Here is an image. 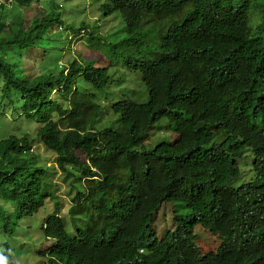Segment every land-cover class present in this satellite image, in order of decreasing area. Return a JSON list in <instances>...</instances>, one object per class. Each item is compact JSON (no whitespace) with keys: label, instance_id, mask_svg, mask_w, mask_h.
<instances>
[{"label":"trees","instance_id":"16d2710c","mask_svg":"<svg viewBox=\"0 0 264 264\" xmlns=\"http://www.w3.org/2000/svg\"><path fill=\"white\" fill-rule=\"evenodd\" d=\"M8 2L46 9L50 0L0 3V104L27 87L51 94L39 76L26 87L14 81L15 43L47 40L50 23L36 16L26 25ZM99 3L127 24L125 64L140 73L148 100L114 103L109 127L70 140L61 138L53 103L43 118L21 110L16 120L36 122L37 139L55 154L63 189L39 166L27 134L0 140V264L23 256L20 239L33 219L48 242L36 251L44 264H264V0ZM9 16L14 22L6 23ZM83 79L97 92L109 81L106 74ZM162 129L175 141L144 150ZM247 153L252 178L235 186ZM46 201L56 209L41 219ZM164 203L172 204L161 214ZM197 228L220 239L214 253L194 245Z\"/></svg>","mask_w":264,"mask_h":264},{"label":"clouds","instance_id":"9594fccd","mask_svg":"<svg viewBox=\"0 0 264 264\" xmlns=\"http://www.w3.org/2000/svg\"><path fill=\"white\" fill-rule=\"evenodd\" d=\"M63 1H66L67 5L68 3L71 2V0H63ZM63 1L50 0V2H48L49 6L46 7V9L44 8V5L42 3L40 4L37 3L38 6H41L44 9L42 13H38L37 22L42 25H44L45 22L50 23V29L47 40L41 41L39 39H34V37H28L25 41L15 43L14 45L15 51L17 53L16 64L19 71L17 77L14 79L15 84H18L20 86L24 85V87H26L29 84V82H31L32 80L36 79L39 76L41 78V81L44 82L46 86L51 90V94L44 90L42 92H37L31 87H27L26 90L23 92V94H12L10 101H8V99H5V102L0 104V108L4 109L3 111H0V114L8 115L4 111L9 109L11 120H16L17 118H20L21 110L26 108L30 110L33 119L43 118L44 116L47 115V113L51 108V103H53L55 106V112L61 122V133H60L61 138L65 140H70V139H75L76 135H79L80 137L85 136L90 132L91 128L94 127L95 129V127L97 128L100 124L104 126L108 125L110 121L116 117L112 115L113 112L111 109V106L116 102L122 100H129L134 103L147 102L148 90L144 82L141 80L140 73L135 70L133 71L130 70L128 66L125 64L130 53L128 54L127 57H124L123 54H121L120 56L122 58L120 62L117 63L107 62L106 57L101 55V52L98 48L99 45L89 43L88 41V38L92 39L95 36L100 35L101 32H98L95 26L89 25L84 21L80 22L78 27H75L72 23H68L67 21L71 17L69 14L70 11L69 10H68L69 12L67 11L66 5L63 4ZM88 1H90V4L97 6V9L101 14L100 19H102L103 21L104 20L107 21L110 19L116 20L119 28V35L116 36L117 41L120 44H124L128 42L130 45L129 41H122L126 37V32L128 30V27L127 24L123 22L119 13L115 12L109 15H104L99 9L100 0L97 1L88 0ZM4 2L5 0H0V3H4ZM61 9L65 11V14L62 13ZM84 9L85 8H83L81 12L84 11ZM205 12L207 13V10H205ZM74 15L75 13L73 14V16ZM205 22L209 23L208 20ZM39 29L43 30L44 27H40ZM178 29H180V34H184L185 26H180L178 27ZM76 39H78L79 42L84 45V47L97 53L100 56H103L107 64H121L122 66L126 67L129 71L136 72L138 74L139 81L144 87V91L146 92V99L144 101H140L144 98V93H145L140 88L134 92L135 99L121 98L117 101H112L110 103L102 102L100 108V105L97 103L98 94L104 92V90L108 86L114 85L115 83H117V81L108 74L110 65L107 64H105L104 66H95L92 60H87L84 57L76 58L75 56H73L70 60H66L64 63H62V59L65 55V52L69 51L68 41L72 40L73 43ZM31 55H35L34 58L38 60L34 70L29 65L26 67L22 66V61L30 60ZM47 73L48 75L45 78L43 75ZM83 74L91 75L94 77H100L103 74H106L109 78V81L106 87L102 91L97 92L94 91L91 88V86H89L84 82ZM263 82H264V78H263ZM87 92L91 94H95V98L94 99L88 98L86 96ZM162 120L167 121L165 118H162L161 121ZM32 123L37 125L36 128V132H37L39 125L34 121ZM160 125L164 126L161 124V122ZM163 130L165 129H162L157 132H162ZM36 132H35V138L36 140H38L36 137ZM154 132L150 133L148 139L144 142V146L148 145V141L151 139ZM174 139H175V135L171 136L167 141H173ZM38 141L43 145V143L40 140ZM39 166L42 169L47 170L44 166H42L40 161H39ZM243 173L244 172H242V175L240 174L239 178L237 179V180L242 179L241 184L250 181V180L248 181L243 180ZM46 203L47 201L45 202V205ZM60 206H63V204H61ZM53 211H54V207L52 205L51 212H47V210H45L46 213L41 211L40 212L41 215L38 214V216L39 218L43 219L46 217V215L51 214ZM195 231L196 229L194 230V233L196 235ZM205 231L215 238L216 245L212 251H207L202 253H206V254L214 253L220 245V239L217 236L212 235L209 231L207 230ZM217 240L219 241L218 246H217ZM194 245L196 246L195 243Z\"/></svg>","mask_w":264,"mask_h":264},{"label":"rangeland","instance_id":"374dc122","mask_svg":"<svg viewBox=\"0 0 264 264\" xmlns=\"http://www.w3.org/2000/svg\"><path fill=\"white\" fill-rule=\"evenodd\" d=\"M63 1V0H62ZM63 4L66 5L67 11L70 14V18L67 21L68 23H72L75 27H78L80 22L84 21L85 23L89 25L95 26L96 30L98 32H101L100 35L95 36L94 38L90 39L88 38L89 43L99 45V50L101 52V55L105 56L107 59V62L110 63H117L121 60V54H123L124 57H127L128 54L131 52V47L128 42L124 44H120L116 36L119 35V28L118 23L115 19L110 20H102L100 19L101 14L97 9L96 5L90 4V1L88 0H71L70 3H66V1H63ZM6 8L8 10H12L13 13H18L20 15V18L24 24H29L31 19L38 16V13H42L44 9L41 6H38L36 3H33L28 8H16L13 7L11 3H6ZM73 8V10H72ZM84 9V11L81 12V10ZM62 13L65 14V11L63 9ZM75 15L73 16V14ZM6 23H12L14 22L13 17L9 16L6 18ZM115 22V23H114ZM27 29V27H22V30ZM106 30V31H105ZM115 35V36H113ZM73 39V38H72ZM69 51L65 52V55L62 59V63H64L66 60H70L73 56L76 58L84 57L87 60H92L95 66H104L107 64L105 58L103 56L98 55L97 53L89 50L88 48L84 47L82 43L79 42L78 39H76L73 43L72 40H69ZM135 47L133 46V57L135 56ZM69 53V54H68ZM35 55H31L30 60H24L22 61V66H31L33 70L35 69V65L37 64L38 60H36ZM109 66L108 74L114 78L117 83L114 85L108 86L104 92L99 93L97 97V103L100 105L102 102H112L117 101L121 98H128V99H135L134 92L138 89H142L144 91V87L139 81L138 74L136 72L129 71L126 67L122 66L121 64H107ZM145 92V91H144ZM262 94L264 95V88L262 91ZM1 98V97H0ZM146 99V92L144 93V98L140 101H144ZM6 104V103H5ZM8 115H2L0 114V140L5 138L8 134H27L29 138L32 140V154L35 153L39 156L40 163L42 166H44L49 173H51V178L53 177V181L59 184V189L61 188L60 179L58 178L59 173L56 172L54 158L55 155L52 152H49L46 150L43 145L36 140L35 138V132L37 125L34 123H31L29 121H26L25 119H18V120H11L10 118V111L7 109L4 111ZM4 113V114H5ZM6 116V117H5ZM116 119L113 118V120L110 121V123L106 126L100 124L97 128L102 129L104 127L110 126L112 122ZM162 125H165V120L161 121ZM1 132H7L5 136L1 137ZM174 134L168 131L163 130L162 132L155 131L151 137V139L148 141V145L144 146L145 150L152 149L153 146L159 142V141H167L171 136ZM43 156V157H42ZM250 159V155L247 153L246 157L243 158L238 166L241 169H245L246 173H243V180L248 181L252 178V173L248 170L247 166H245V163L248 162ZM43 160V161H42ZM55 173V175H54ZM242 179H239L236 181L235 185L241 184ZM60 194V193H59ZM172 203H164L160 207L159 213H165L169 209V205ZM168 206V207H167ZM166 207V208H165ZM8 209V207H7ZM46 210L47 212L52 211V205L49 201L46 203ZM181 211H183L181 209ZM41 215V214H40ZM172 215V213H170ZM158 222L162 223V219H157ZM32 227L28 228L25 231L24 238L20 239V242L24 243L25 247H23L21 250L25 253L21 257H15L14 263L15 264H44L42 263V260L37 256L36 251L41 249L43 250L48 242L45 241L44 237L42 236V233L40 231L41 223L35 219L31 222ZM39 231V232H38ZM196 235L197 238L194 241L196 246L199 247L201 252H207L212 251L216 245V240L214 237H212L208 232L196 229ZM219 245V241L217 240V246Z\"/></svg>","mask_w":264,"mask_h":264},{"label":"bare ground","instance_id":"6f19581e","mask_svg":"<svg viewBox=\"0 0 264 264\" xmlns=\"http://www.w3.org/2000/svg\"><path fill=\"white\" fill-rule=\"evenodd\" d=\"M175 141V140H174ZM174 141H171L172 143L174 142ZM43 157V156H42ZM43 161V160H42ZM73 199V198H72ZM86 201H87V199H85ZM94 200H95V198H94ZM55 201H57V200H55ZM54 201V202H55ZM97 201V200H96ZM76 202V201H75ZM80 202V201H79ZM59 203V202H58ZM58 203H56V204H58ZM88 203V202H87ZM99 203V202H98ZM55 204V203H54ZM104 204V203H103ZM73 205V204H72ZM105 206V205H104ZM103 206V207H104ZM57 207H58V205H57ZM74 207V206H73ZM92 207V206H91ZM54 209H56V207L54 208ZM94 209V208H93ZM98 209H99V207H98ZM98 209H96V210H98ZM91 211V210H90ZM93 211V210H92ZM72 212V211H71ZM94 212V211H93ZM60 213V212H59ZM90 213V212H89ZM88 213V214H89ZM76 214H78V213H76ZM72 215V214H71ZM75 215V214H74ZM85 216V215H84ZM84 216H83V218H84ZM88 216V215H87ZM98 216V215H97ZM61 218V217H60ZM96 218V217H95ZM70 219V218H69ZM88 219H89V217H88ZM91 221V220H90ZM42 226V225H41ZM32 227V226H31ZM21 230H22V228H21ZM21 232V231H20ZM39 232V231H38Z\"/></svg>","mask_w":264,"mask_h":264}]
</instances>
